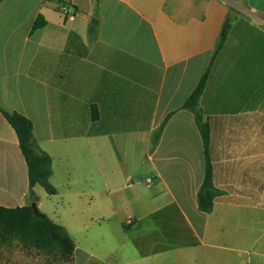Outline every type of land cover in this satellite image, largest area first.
I'll use <instances>...</instances> for the list:
<instances>
[{"label":"crops","instance_id":"obj_1","mask_svg":"<svg viewBox=\"0 0 264 264\" xmlns=\"http://www.w3.org/2000/svg\"><path fill=\"white\" fill-rule=\"evenodd\" d=\"M233 4L240 0H2L0 205L31 202L5 110L33 122L52 158L56 194L36 185V204L71 235L73 264H264L259 245L246 247L264 217V0L243 2L247 29L237 42L227 29L199 101L214 185L225 192L209 214L197 198L203 140L182 107ZM39 16L45 24L32 31ZM40 187L61 198L52 211Z\"/></svg>","mask_w":264,"mask_h":264},{"label":"trees","instance_id":"obj_2","mask_svg":"<svg viewBox=\"0 0 264 264\" xmlns=\"http://www.w3.org/2000/svg\"><path fill=\"white\" fill-rule=\"evenodd\" d=\"M242 1L246 3L247 0ZM44 24L43 17L39 16L33 25L32 31L40 29ZM227 29L224 35L219 38L212 56L211 66L202 75L198 85L182 106L183 109L193 113L203 140L205 175L197 198L199 210L206 214L213 211L216 198L225 195V192L214 185V166L210 155L211 128L208 120L204 118L199 108V101L207 87L212 64L224 46ZM1 111L15 130L21 152L27 163L31 204L15 208L0 205V248L18 242L26 248H32L42 254L50 256L58 264H73L75 242L67 229L53 222L39 209L36 214L32 207V203L38 201V197L34 192L36 185L42 186L49 195L56 194V189L51 183V177L53 175L52 158L39 147L34 136V125L30 119L18 112ZM171 115L169 114L166 117L160 128L154 133V146L158 144ZM92 119H98L96 110L93 111Z\"/></svg>","mask_w":264,"mask_h":264},{"label":"rangeland","instance_id":"obj_3","mask_svg":"<svg viewBox=\"0 0 264 264\" xmlns=\"http://www.w3.org/2000/svg\"><path fill=\"white\" fill-rule=\"evenodd\" d=\"M233 5L235 7H232V12L229 16L230 24L228 27H230V25L232 27L229 40L231 42H237L241 38L240 35L243 34V32H245L247 29L246 19L243 18V17H247V15L245 14L246 9L244 8L242 0H240L239 5L238 4H233ZM260 21L264 23V20L260 19ZM260 26L262 28V31L264 32V25H260ZM260 132H264V129L263 130L261 129ZM40 190L42 192L41 200L45 205L44 208L47 211H52L53 209H55L56 206L55 203L60 202L61 198L48 196L42 187H40ZM61 193L63 192L61 191ZM86 195L88 196V194ZM26 201L27 199L24 201V203ZM29 204H31V202L25 205H29ZM255 237L257 240H254L253 238L252 240L248 241V245L246 247L247 249H250L252 251V248L255 245H259V248L256 251V253L262 255L263 257L261 258V260L264 261V217L259 216V224L256 227ZM0 264H58V263L54 261L50 256L42 254L32 248H26L18 242H14L11 245H6L0 248Z\"/></svg>","mask_w":264,"mask_h":264},{"label":"built area","instance_id":"obj_4","mask_svg":"<svg viewBox=\"0 0 264 264\" xmlns=\"http://www.w3.org/2000/svg\"><path fill=\"white\" fill-rule=\"evenodd\" d=\"M58 10L63 15L65 21H73L75 19V13L70 9L67 4H59ZM146 183L147 185H150L152 183V179H148Z\"/></svg>","mask_w":264,"mask_h":264},{"label":"water","instance_id":"obj_5","mask_svg":"<svg viewBox=\"0 0 264 264\" xmlns=\"http://www.w3.org/2000/svg\"><path fill=\"white\" fill-rule=\"evenodd\" d=\"M1 2H2V0H0V3H1ZM96 21H97V20L94 19V20H92V23H95ZM229 23H230V19L228 18V19L225 21L224 26H223V28H222L221 36L224 35V33H225V31H226V29H227ZM32 207H33V209H34V212L37 214V213H38V207H37V204H36V203H32Z\"/></svg>","mask_w":264,"mask_h":264}]
</instances>
